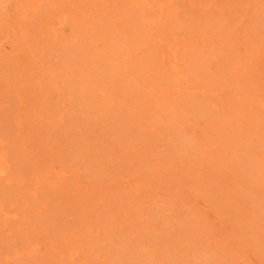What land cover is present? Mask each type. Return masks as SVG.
Wrapping results in <instances>:
<instances>
[{"label": "rangeland", "instance_id": "obj_1", "mask_svg": "<svg viewBox=\"0 0 264 264\" xmlns=\"http://www.w3.org/2000/svg\"><path fill=\"white\" fill-rule=\"evenodd\" d=\"M0 264H264V0H0Z\"/></svg>", "mask_w": 264, "mask_h": 264}]
</instances>
